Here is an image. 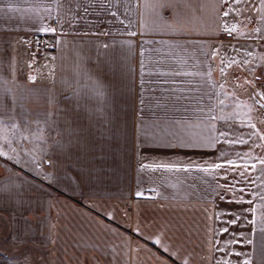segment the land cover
<instances>
[{
	"label": "crops",
	"instance_id": "obj_1",
	"mask_svg": "<svg viewBox=\"0 0 264 264\" xmlns=\"http://www.w3.org/2000/svg\"><path fill=\"white\" fill-rule=\"evenodd\" d=\"M159 12L167 26L142 0H0V264L264 258L249 223L264 209V4Z\"/></svg>",
	"mask_w": 264,
	"mask_h": 264
},
{
	"label": "snow or ice",
	"instance_id": "obj_2",
	"mask_svg": "<svg viewBox=\"0 0 264 264\" xmlns=\"http://www.w3.org/2000/svg\"><path fill=\"white\" fill-rule=\"evenodd\" d=\"M142 2L144 3L146 8H152L154 11V18L155 21L161 24H164L165 26H167V21L166 19L160 15L159 10L160 9H167L169 7H171V5L173 4L174 0H142ZM176 3H183L184 0H175ZM233 2L235 3H240L242 2V0H233ZM261 3L264 4V0H261ZM229 13L225 12V16H227ZM41 31H51V32H55V28H48V29H41ZM231 32H235V28H232L230 30ZM134 35V33H133ZM107 47V46H105ZM9 69L11 71V64L9 63ZM223 71V70H222ZM0 73H2V66H0ZM3 76L2 74H0V81H3ZM30 82L35 83L36 77L31 76L28 78ZM95 91V95L98 98H103L106 94H108L109 96V103H112V97L111 95L108 93V90L104 89L103 87L97 85L94 89ZM112 91H118V87L113 89ZM19 100H23V97H19ZM16 101L13 100L11 101L6 107L8 111H11L12 108V104L15 103ZM4 98L0 97V116L4 115ZM3 123V120H0V124ZM107 123L111 124V120H108ZM253 127H255L253 125ZM223 134V133H222ZM5 153L3 151H0V156H4ZM264 163V162H262ZM141 167L143 168H154V169H165V170H183V171H188V168H183V169H179L177 168V166L175 165H171V164H156V165H147V164H143L141 165ZM216 167H220V165H216ZM253 168L255 167V165L252 166ZM200 171H207V169H199ZM241 191H243V189H241ZM138 195H142V193H137ZM243 202V201H242ZM249 203H253L252 201H248ZM253 213L257 212V209L253 208L252 209ZM260 215H261V220L257 221L256 219L250 220L249 223L257 226L259 225V234L264 235V209L260 210ZM255 230V227H254ZM224 232H227V229H223ZM246 244L251 245L253 243V241L251 239H247L245 241ZM234 255L236 256H240L241 253H234ZM247 258H245L242 261V264H252V259H251V255L250 254H245ZM259 264H264V258H262L259 261Z\"/></svg>",
	"mask_w": 264,
	"mask_h": 264
},
{
	"label": "built area",
	"instance_id": "obj_3",
	"mask_svg": "<svg viewBox=\"0 0 264 264\" xmlns=\"http://www.w3.org/2000/svg\"><path fill=\"white\" fill-rule=\"evenodd\" d=\"M55 45V39L45 33H37L33 38V46L36 49L44 50L52 48Z\"/></svg>",
	"mask_w": 264,
	"mask_h": 264
},
{
	"label": "water",
	"instance_id": "obj_4",
	"mask_svg": "<svg viewBox=\"0 0 264 264\" xmlns=\"http://www.w3.org/2000/svg\"><path fill=\"white\" fill-rule=\"evenodd\" d=\"M253 98L261 107L264 108V104L261 101H259L254 95H253Z\"/></svg>",
	"mask_w": 264,
	"mask_h": 264
},
{
	"label": "rangeland",
	"instance_id": "obj_5",
	"mask_svg": "<svg viewBox=\"0 0 264 264\" xmlns=\"http://www.w3.org/2000/svg\"><path fill=\"white\" fill-rule=\"evenodd\" d=\"M258 121H259V123H261V122H263L264 121V119H260V118H258ZM263 131H264V125H263Z\"/></svg>",
	"mask_w": 264,
	"mask_h": 264
}]
</instances>
